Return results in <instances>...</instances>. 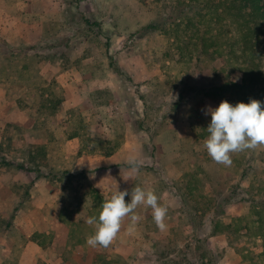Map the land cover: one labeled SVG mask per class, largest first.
<instances>
[{
    "label": "rangeland",
    "instance_id": "rangeland-1",
    "mask_svg": "<svg viewBox=\"0 0 264 264\" xmlns=\"http://www.w3.org/2000/svg\"><path fill=\"white\" fill-rule=\"evenodd\" d=\"M187 1L59 0L38 44L0 41V250L34 241L52 252L55 242L64 264H264V148L233 154L230 167L203 148L209 107L258 100L250 92L264 103V89L233 87L250 55L263 73L264 58L230 49L228 16L202 10V21V0ZM132 155L142 166L125 181ZM135 185L168 207L167 229L139 206L141 229L125 220L111 246H87L86 220ZM48 253L39 264L57 263ZM17 259L0 252V264Z\"/></svg>",
    "mask_w": 264,
    "mask_h": 264
},
{
    "label": "clouds",
    "instance_id": "clouds-1",
    "mask_svg": "<svg viewBox=\"0 0 264 264\" xmlns=\"http://www.w3.org/2000/svg\"><path fill=\"white\" fill-rule=\"evenodd\" d=\"M178 99L171 95L170 103ZM211 122L207 126L209 135L203 141V148L216 164L230 167L232 155L249 150L264 148V103L250 99L248 103L237 102L235 105L222 100L218 107L207 109ZM129 166L125 181L133 179L142 166L135 155L127 159ZM131 196L130 202L125 197ZM139 206L152 209L153 222L161 231L167 229L165 223L168 207L159 203L154 189H145L135 185L131 192L117 190L104 200L100 206L98 218L89 217L86 223L94 226V233L86 237V245L91 248H108L118 238L125 220L130 221L129 232L133 231L143 217L136 213Z\"/></svg>",
    "mask_w": 264,
    "mask_h": 264
},
{
    "label": "trees",
    "instance_id": "trees-1",
    "mask_svg": "<svg viewBox=\"0 0 264 264\" xmlns=\"http://www.w3.org/2000/svg\"><path fill=\"white\" fill-rule=\"evenodd\" d=\"M177 2L186 5L189 1L177 0ZM193 4H189L190 9L193 8ZM202 10H205L206 13L211 11L217 17V20L219 17L222 18V15L228 16L227 18L229 23L235 26L233 33L235 32L238 35V38L232 40L230 44L223 41L226 46H230V49H232L233 43H237L241 47L240 52L242 54L243 52L245 54L248 52V49H250L249 51L252 55L255 52L259 55H257L258 57L262 56L264 58V0H202V8L197 9L196 6H194L193 11H195L198 18L201 17L203 21L208 17V15L203 14ZM200 12H202V14ZM85 21L86 23H89L88 20ZM204 35L205 34L202 33L198 36V39L201 41V49L205 48V43L207 41V38ZM256 48L258 49L256 50ZM249 59L251 60H247L243 67L244 69L241 83L233 86L237 87L238 90H244V96L248 94V90L251 91L253 86H257L259 88L258 92H261L262 89H264V73L258 67L259 65L252 60L251 55ZM110 66L114 68L115 72H118L121 75L120 70L117 67H114L112 61H110ZM250 95L252 98L258 96V100L262 102V94L250 92L249 97ZM205 132L206 134H209L207 130ZM16 167L21 171L34 172L36 176L39 177L40 171L38 169L27 167L23 164H18ZM37 173L39 174L37 175ZM49 175L56 176L55 174L50 173L43 177H47ZM240 182L241 180L235 184V187L239 192H246L247 190H242V188L238 186ZM181 197H183V195H181ZM257 205L258 209H264V202ZM189 214L191 215V222L196 228L195 224L197 221L193 219V214Z\"/></svg>",
    "mask_w": 264,
    "mask_h": 264
},
{
    "label": "crops",
    "instance_id": "crops-1",
    "mask_svg": "<svg viewBox=\"0 0 264 264\" xmlns=\"http://www.w3.org/2000/svg\"><path fill=\"white\" fill-rule=\"evenodd\" d=\"M58 1L59 0H24L22 3L16 2L13 4L12 2H7V0H1L0 41L4 44L7 43L10 49L30 47L38 44L44 32L46 17H60L56 12L57 9H59ZM44 3H46V5L52 4V6L56 4V10L54 9L53 13L50 14L48 9H44ZM52 6H50V8H52ZM55 223H59L57 218L55 219ZM143 223L146 224V222ZM144 224L139 223L137 225H139L141 229V226ZM173 224V222L169 223L170 226ZM156 231L157 229L155 228L152 230V233H156ZM58 241H62L65 244L66 237L64 239L59 238ZM52 246L54 250L50 252L47 251L48 247L46 248V246L40 242L31 241L27 242L25 247L19 248V250H17V248H10L5 244V249H1L0 252H2L3 256H10L11 252H13V254L16 252L18 256L16 264H39V261H37L39 255L42 256L43 253L49 252V255H54V257L57 258L56 264H64L61 260L63 253L57 250L55 242L52 243ZM59 248L63 250L61 247ZM1 261L2 260H0V263Z\"/></svg>",
    "mask_w": 264,
    "mask_h": 264
}]
</instances>
